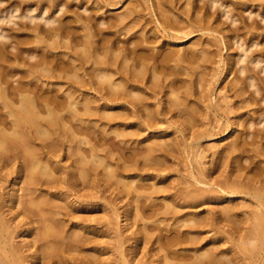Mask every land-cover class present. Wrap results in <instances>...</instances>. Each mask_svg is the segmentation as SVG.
I'll return each mask as SVG.
<instances>
[{
    "label": "bare ground",
    "instance_id": "6f19581e",
    "mask_svg": "<svg viewBox=\"0 0 264 264\" xmlns=\"http://www.w3.org/2000/svg\"><path fill=\"white\" fill-rule=\"evenodd\" d=\"M248 1L0 0V264H111L93 203L110 208L116 264H264V167L244 160L264 156L262 26L237 14L252 17ZM217 133L231 138L207 166ZM186 152L188 177L167 183L169 156Z\"/></svg>",
    "mask_w": 264,
    "mask_h": 264
},
{
    "label": "rangeland",
    "instance_id": "374dc122",
    "mask_svg": "<svg viewBox=\"0 0 264 264\" xmlns=\"http://www.w3.org/2000/svg\"><path fill=\"white\" fill-rule=\"evenodd\" d=\"M130 1V0H129ZM128 0H127V2L125 3L126 5H127V3L129 2ZM243 1H247V0H243ZM254 0H249L248 2V4H247V6L249 7V9L250 10H254V13H253V15H252V17H250L249 18V12L248 11H246V10H243V8H244V5L243 4H239V6H241L242 7V9H240V7L239 6H237V9L239 8L240 10H237V11H241V12H243V14L241 13V15H240V12L238 13L237 12V14L240 16V17H242V16H244L243 18L244 19H242V20H248L250 23L252 22V21H258L257 23L260 25V26H262V27H260L261 29H257V30H255L254 29V33H259L260 35V37L259 36H257V38L256 39H258V41H260L261 42V45L259 46V48L257 47L256 49H258L257 51H263L264 52V49H263V46H264V26L262 25V24H264V21H261V23H260V17L258 18V16H256V13L255 12H257V11H259V10H262V9H264V7H263V5H264V2H263V0L261 1V0H255L254 2H253ZM261 1V2H260ZM182 2H184V1H182ZM179 3L178 5L179 6H182V8L184 7V5H182L183 3ZM200 4L201 3H203V2H199ZM262 3V4H261ZM73 4V6H74V8H77V7H75V2H73L72 3ZM125 5V6H126ZM125 6H122V7H124L125 8ZM122 7H120V9H124V8H122ZM231 7H233V6H231ZM260 8V9H259ZM120 9H116L117 11H119ZM116 10H114V11H112L110 14H112V13H115V11ZM243 10V11H242ZM249 10V11H250ZM116 11V12H117ZM114 15V14H113ZM237 15V16H238ZM246 16H248V17H246ZM71 17V16H70ZM70 17H68V18H70ZM242 20H240L241 21V23L239 24L241 27H242V29H243V27L245 26V23L244 22H242ZM240 21H238V22H240ZM247 21V22H248ZM249 22L247 23V24H249ZM256 22H253V24H249V25H253V26H257L258 24L256 23ZM227 25L229 24V23H226ZM244 24V25H243ZM255 24V25H254ZM257 24V25H256ZM232 25H230V27H231ZM234 26V25H233ZM242 32V34H244L245 32H246V29H244V30H242L241 31ZM263 34H262V33ZM228 33V32H227ZM246 34L247 35H243V37L244 36H246L247 37V39H250L251 37H252V33L250 32V34H248L247 32H246ZM137 35H140V33H137L135 36H137ZM152 35H153V33H152ZM216 35H218V36H221V34H219V33H216ZM123 36H124V34L122 35V38H123ZM125 36H127V37H125ZM124 36V38H126V39H128V38H130L131 36H129V35H125ZM203 38V39H208L209 38V36H206L205 34L203 35L202 33H200V34H197L196 35V37H194L193 39H191V41L192 40H196V39H198V38ZM246 37H244V38H246ZM259 37V38H258ZM123 38V39H124ZM189 44V43H188ZM188 44H184V45H188ZM183 45V46H184ZM181 46V45H180ZM180 46H177V47H180ZM223 47V46H222ZM260 48H262V49H260ZM237 51H238V49L236 48V47H232V48H230L229 50H227V49H224V51H223V54L225 55V56H227L228 54H236L237 53ZM214 63V64H213ZM213 63H209L210 64V67H209V64H208V68H210V69H207L208 71H210V72H212V71H214V69H216V68H220L221 66H220V64L218 63V62H213ZM211 66H213V67H211ZM216 68H215V67ZM218 66V67H217ZM220 66V67H219ZM213 69V70H212ZM226 72V73H225ZM224 72V74H223V76H224V78H225V76H226V74H227V71H225ZM233 74H235V71H234V73L232 72V73H230L229 75H228V77L230 76L231 77V75H232V77L230 78H228L227 77V79H224L223 78V76H222V78H221V80L218 82V84H217V86H216V88L218 87V86H223V84H225L227 81L229 82L230 80L229 79H232L233 78ZM260 74V73H259ZM258 74V76H259V78L260 79H262L263 81H262V83L264 84V72H261V75H259ZM183 76L184 77H186L185 75H182L181 77L183 78ZM260 76H262V77H260ZM209 78H211V75L209 76ZM226 80V81H225ZM260 82H261V80H260ZM222 84V85H221ZM216 88H215V91H217L216 93H215V96L217 95V97L219 96H222V94L224 93L223 91H224V89L223 90H221V88L219 89V90H216ZM214 91V92H215ZM223 92V93H222ZM248 110H246L245 111V117L244 118H247V116L249 117L251 114L248 112ZM170 116V115H169ZM202 118V117H201ZM239 133H242V132H239ZM179 133H177V134H172V136H177ZM243 136H245V134L243 135ZM115 138V136H114V134L111 136L110 135V137L109 138ZM170 136H167V137H165V139L166 138H169ZM113 138H112V140H113ZM229 138H231V137H229ZM229 138L227 137V136H225V137H223V133H217L216 134V136L215 137H213V138H210V137H207L206 139H204L203 140V145H204V147H205V150H206V154L208 155L207 157H205L203 160L206 162V165L207 166H214V161H215V159H216V157H217V155L215 154L214 156H213V154H211L213 151H212V145H214V144H217V145H220V147L223 145V144H225V143H227V140H229ZM212 151V152H211ZM250 152H252V151H250ZM249 152V154H248V152L246 153V155L244 156V160H245V157H248V156H251V155H253V157H250L248 160L250 161V159H252V160H255L254 162H256V163H253L254 165L253 166H255V167H258L259 166V164H262V167H264V163H263V160H264V156L262 157V155H260V157L262 158H259V156L258 155H255L254 154V152H252V154ZM210 154V155H209ZM192 155V154H191ZM187 157H188V152H186V153H175V155L174 156H169V159H168V161L166 162L167 164V168L162 172V173H164V174H166V175H169L167 178V183H175V181L176 180H181V179H185L186 177H188V163H187ZM256 157H258L257 159H256ZM256 160H259V161H256ZM262 160V161H261ZM64 163H63V165H65L64 166V171H63V173H62V177H64V176H66V177H69V175H70V173H71V169L68 167V165L70 164V161L69 160H67V159H65L64 161H63ZM244 162V161H243ZM247 163H249L248 161H246L245 162V165L247 164ZM258 163V164H257ZM248 165V164H247ZM260 168V170H262L261 168V165L259 166ZM224 169V168H223ZM229 169V168H228ZM255 169H258V168H255ZM226 173V172H225ZM158 177H156V179L155 180H153V181H150V180H148V181H145L144 183H145V185L147 184V185H149L150 187H151V185H153L154 184V182H157L158 180H160L161 178H162V176L161 175H157ZM0 184L1 185H4V184H6L4 181H1L0 182ZM102 188H104V187H102ZM99 189H101L100 187H99ZM149 189V188H148ZM152 188H150L149 190H151ZM75 193V192H74ZM107 194V196L108 195H110V196H115L114 194H111V192H107L106 193ZM243 197L242 198H240V199H238V201L237 202H242L243 203V201H245V202H248L249 200H247V198L249 199V198H251L250 197V195H246V194H243L242 195ZM246 197V198H245ZM243 199V200H242ZM144 200V199H143ZM247 200V201H246ZM164 199H163V196L162 197H160V199H157L154 203H156L157 202V204L159 203V204H163L164 203ZM97 203V202H96ZM146 204H151V202H149V201H147L146 202ZM207 208V207H206ZM202 209H203V207H202ZM205 209V208H204ZM110 210V208H109V206H103V205H99V204H91L90 206H88V208H86L85 209V213L87 214V215H89V216H92L93 218H96V221H94V222H98V223H96V224H94V227L96 226L97 228H99L100 229V231H96V232H94L93 234H91L92 236H94L95 238H96V245H97V252H98V254L100 253L101 255H102V257L104 256L105 258H108L109 259V261L111 262V264H116L115 263V260H117L118 258H119V250L117 249V245L115 244V240H114V238H112L111 236H112V230H110V229H108V227L107 226H103L102 225V223H101V221H103V219H100V217L102 216L103 217V215L106 213V212H108ZM185 210H187V209H185ZM169 222H170V220H169ZM168 227L167 229H166V227ZM93 228V227H92ZM174 228V229H173ZM170 227L169 228V226H167V225H164V224H161V229H162V232H163V234H167V235H170V234H174L175 232H177V230H175L176 229V226L175 227ZM172 229V230H171ZM171 230V231H170ZM174 230H175V232H174ZM173 231V232H172ZM215 231H211V232H206L205 233V235H208V236H210V235H212V236H216V234H217V237L220 235L221 236V234H219V233H214ZM219 234V235H218ZM131 235V232H128V233H126V236H130ZM223 241V239L222 238H219V240H217V242H219V241ZM221 241V242H222ZM131 239H128V241L126 242V246L127 247H131ZM150 245L151 244H146V247H145V249H144V252H142L141 254H144V253H146V258L148 257H150L151 255H150V253L148 252V248L150 247ZM148 247V248H147ZM103 254H102V253ZM185 253H187V252H185ZM191 252H189V253H187V254H190ZM97 255V254H96ZM154 258H151L150 257V261H152Z\"/></svg>",
    "mask_w": 264,
    "mask_h": 264
}]
</instances>
